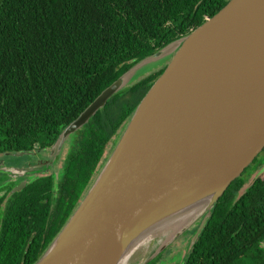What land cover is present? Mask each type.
Returning <instances> with one entry per match:
<instances>
[{
    "label": "water",
    "instance_id": "1",
    "mask_svg": "<svg viewBox=\"0 0 264 264\" xmlns=\"http://www.w3.org/2000/svg\"><path fill=\"white\" fill-rule=\"evenodd\" d=\"M166 56L86 193L33 264H117L136 241L173 239L197 224L188 253L214 202L263 150L264 0H227L135 62L60 130L52 150L139 69Z\"/></svg>",
    "mask_w": 264,
    "mask_h": 264
},
{
    "label": "trees",
    "instance_id": "2",
    "mask_svg": "<svg viewBox=\"0 0 264 264\" xmlns=\"http://www.w3.org/2000/svg\"><path fill=\"white\" fill-rule=\"evenodd\" d=\"M226 2L0 0V153L52 144L60 130L122 72L193 30ZM161 71L117 91L77 130L80 145L89 148V173L100 167L106 143L112 139L115 143ZM263 162L261 153L230 182L178 264H264V175L253 177L239 193ZM86 171L84 158L72 169L81 174L83 184ZM37 189V184H27L10 194L0 232V264H33L71 214L69 203L63 215L58 210L48 238L43 244L34 241L19 263L16 257L23 252V243L14 218L22 208L37 211ZM35 217L40 219L41 214L37 211ZM196 226L185 233L191 235Z\"/></svg>",
    "mask_w": 264,
    "mask_h": 264
},
{
    "label": "flooded vegetation",
    "instance_id": "3",
    "mask_svg": "<svg viewBox=\"0 0 264 264\" xmlns=\"http://www.w3.org/2000/svg\"><path fill=\"white\" fill-rule=\"evenodd\" d=\"M165 65L166 64H164L162 68L158 67L152 72H156L159 69L163 70ZM80 140V133L76 130L66 136L62 142L61 148L58 150H52L53 143L46 146L37 143L31 150L24 151L27 154L23 155V159L20 160L22 161V166L18 165L16 167L5 165L4 159L2 158L3 156H14L7 155L8 152L0 153V232L2 230L3 216L10 194L23 190L27 184H37L38 187L35 192V200L38 201L36 208L38 213L41 214V218L38 217L40 219H35V212H37L35 209L26 210L24 208L19 209V214L14 218L20 225L19 236L23 243V252L17 253L16 257V259H19V263L24 261V251H26L29 246L33 245L34 241L37 240L39 243L43 244L48 238L52 226L56 221V212L58 210L62 209L63 215L69 203V206L73 205L71 213L73 212L115 144H113V139L106 143L99 161V163H101L100 167L97 171L95 170L96 172L91 171L89 173V148L86 144L81 146ZM91 148L93 150L94 146H91ZM83 158L87 166L86 181L84 184L80 178L81 174L79 172L72 173L73 168H77L81 165ZM97 167L98 163L95 169ZM22 181H24L23 186L12 192V188ZM42 184L46 185L45 189H40V185ZM67 219L68 218H66L65 221ZM65 221L62 222L61 227ZM54 236L51 237L47 246Z\"/></svg>",
    "mask_w": 264,
    "mask_h": 264
},
{
    "label": "rangeland",
    "instance_id": "4",
    "mask_svg": "<svg viewBox=\"0 0 264 264\" xmlns=\"http://www.w3.org/2000/svg\"><path fill=\"white\" fill-rule=\"evenodd\" d=\"M170 58L166 56L165 58L162 59V61H155V62H150L146 66L142 67L139 69L136 74L132 78V82L134 83L135 81L139 80L140 78L144 77L145 75L151 73L152 71L156 70L158 67L162 68L166 62H168ZM119 137V136H118ZM118 139V138H117ZM117 141V140H116ZM114 146V145H113ZM264 154L261 151L257 156H260ZM4 159V164L7 166L11 167H16L18 165L22 166V161L23 157H2ZM264 175V162L259 165L255 171L248 177L247 181L244 183L242 188L239 190V193H241L250 183L253 177L255 176H262ZM18 182V181H17ZM15 182V183H17ZM199 219V218H198ZM195 223V220L188 226L191 227ZM190 238L189 233L182 232L179 236L171 239L170 234H159L157 236H154L148 243L147 247L143 251H137L133 256L132 259H130L131 263L130 264H143L145 260H147L149 257H151L158 248L161 246L165 247L161 248L158 250L154 257L151 259V261L154 259L156 262L154 264H178L186 255L187 251V244ZM149 262V261H148ZM146 262V264L148 263Z\"/></svg>",
    "mask_w": 264,
    "mask_h": 264
},
{
    "label": "bare ground",
    "instance_id": "5",
    "mask_svg": "<svg viewBox=\"0 0 264 264\" xmlns=\"http://www.w3.org/2000/svg\"><path fill=\"white\" fill-rule=\"evenodd\" d=\"M151 235L146 236L145 238H142L138 241H136L130 248L127 249V251L124 253V255L120 258L117 264H130L132 259V256L139 250L143 251L147 247V243L151 239Z\"/></svg>",
    "mask_w": 264,
    "mask_h": 264
}]
</instances>
